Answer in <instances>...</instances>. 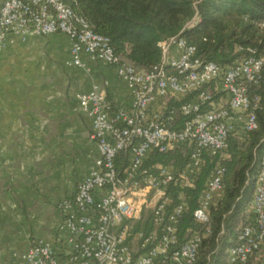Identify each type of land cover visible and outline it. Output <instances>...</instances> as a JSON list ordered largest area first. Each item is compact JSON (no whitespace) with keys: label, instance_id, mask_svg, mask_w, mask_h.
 <instances>
[{"label":"built area","instance_id":"obj_1","mask_svg":"<svg viewBox=\"0 0 264 264\" xmlns=\"http://www.w3.org/2000/svg\"><path fill=\"white\" fill-rule=\"evenodd\" d=\"M55 34L70 38L74 66L80 67L81 55L89 54L114 68L132 92L133 103L127 108L115 107L97 86L77 96L80 111L92 121L90 139L99 146L101 157L95 170L78 184L73 202L62 204V230L70 246L66 258L54 246L38 243L24 252L25 261L155 264L162 259L163 264H195L199 236L173 249L178 242L176 216L186 210V205L180 204L167 215L171 204L167 190L176 180L171 168L158 166V173H152L143 169V164L155 150L166 153L188 146L192 150L191 163L182 173L181 183L191 186L194 168L203 162L204 152L215 155L227 150L228 138L238 135L241 125V138L257 131L261 98L251 96L249 88L262 79L264 56L249 50L251 56L224 69L205 62L194 46L173 37L160 43L161 61L147 72L122 62L110 38L96 33L63 0H0V51L9 35L25 40L31 35ZM192 94L194 99L184 103ZM122 151H128L129 159L119 171L116 158ZM226 172L225 167H217L207 180L194 215L198 222H208L214 196L224 192ZM149 209L154 213L155 230L131 237L132 227L123 223L140 221ZM250 214L241 243L229 250L232 264L247 263L264 244V158Z\"/></svg>","mask_w":264,"mask_h":264},{"label":"crops","instance_id":"obj_2","mask_svg":"<svg viewBox=\"0 0 264 264\" xmlns=\"http://www.w3.org/2000/svg\"><path fill=\"white\" fill-rule=\"evenodd\" d=\"M71 49L64 34L9 35L0 51V264H28L23 254L38 243L70 252L60 203L73 202L101 157L77 96L97 86L115 107L133 103L114 68L89 54L74 66Z\"/></svg>","mask_w":264,"mask_h":264},{"label":"trees","instance_id":"obj_3","mask_svg":"<svg viewBox=\"0 0 264 264\" xmlns=\"http://www.w3.org/2000/svg\"><path fill=\"white\" fill-rule=\"evenodd\" d=\"M93 30L110 38L115 54L143 71H151L162 57L160 43L173 37L184 39L197 50V56L226 69L251 56H264V0H63ZM251 96L261 98L257 111L258 130L245 138L230 135L224 152H204L200 171L192 185L181 183V175L191 163L192 150L181 146L166 153L151 152L143 169L158 173L156 167H170L175 181L167 190L171 204L167 215L185 203L186 210L176 216L178 242L184 245L193 236L201 238L195 264H232L228 253L241 243L240 237L250 222L257 174L264 158V71L258 85L249 88ZM195 94L183 102H190ZM129 153L117 155L116 166L122 171ZM217 167H225L223 197L211 207L207 223H200L195 212L207 180ZM131 226L136 233L149 235L155 230L154 213L145 211ZM208 231V233H207ZM132 240V238H129ZM256 255L245 264H254ZM155 264H163L162 259Z\"/></svg>","mask_w":264,"mask_h":264},{"label":"rangeland","instance_id":"obj_4","mask_svg":"<svg viewBox=\"0 0 264 264\" xmlns=\"http://www.w3.org/2000/svg\"><path fill=\"white\" fill-rule=\"evenodd\" d=\"M4 48H5V46H4ZM60 205H62V204L60 203ZM148 211H151V209H149ZM136 243L138 244V241ZM137 244H135V245L137 246ZM137 248L139 249V247H137ZM254 264H264V244L262 246L261 252L255 257Z\"/></svg>","mask_w":264,"mask_h":264}]
</instances>
